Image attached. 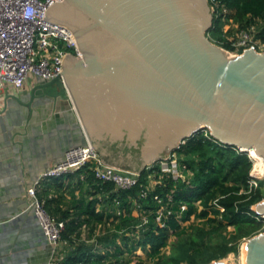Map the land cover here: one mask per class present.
I'll use <instances>...</instances> for the list:
<instances>
[{
  "label": "water",
  "instance_id": "obj_1",
  "mask_svg": "<svg viewBox=\"0 0 264 264\" xmlns=\"http://www.w3.org/2000/svg\"><path fill=\"white\" fill-rule=\"evenodd\" d=\"M214 15L209 0L56 2L46 19L74 33L82 56L38 88L63 82L87 139L120 169L142 173L202 129L264 158V51L213 42ZM252 209L264 218V199ZM247 241L248 264H264V231Z\"/></svg>",
  "mask_w": 264,
  "mask_h": 264
},
{
  "label": "trees",
  "instance_id": "obj_2",
  "mask_svg": "<svg viewBox=\"0 0 264 264\" xmlns=\"http://www.w3.org/2000/svg\"><path fill=\"white\" fill-rule=\"evenodd\" d=\"M219 1L228 8L227 22L232 26L225 29L222 17L215 14L208 32L213 42L232 51L235 47L229 36L237 30L251 29L254 37L264 43V0ZM211 137L209 130H200L175 150L192 171L190 183L157 172V182L147 197L140 196L148 184L145 172L131 190H116L113 184L102 183L89 171L91 184L108 201L102 211H97L98 199H88L75 211L53 212L50 204L54 198L41 192L47 211L65 221L62 238L68 244L56 256L59 264H208L238 253L244 239L264 231V218L252 209L264 199V179L258 181L257 187H250L253 162L248 155ZM156 194L164 203L168 195L173 198V212L163 226L156 221L160 206ZM117 198L124 209L121 215L116 214L114 206ZM135 200L149 217L140 230L135 229L140 219L133 213ZM215 200L217 204L213 203ZM182 204L187 205L184 211ZM100 224L96 240L91 241ZM101 245L113 249L98 254ZM139 249L145 256L137 255Z\"/></svg>",
  "mask_w": 264,
  "mask_h": 264
},
{
  "label": "built area",
  "instance_id": "obj_3",
  "mask_svg": "<svg viewBox=\"0 0 264 264\" xmlns=\"http://www.w3.org/2000/svg\"><path fill=\"white\" fill-rule=\"evenodd\" d=\"M62 1L0 0V89L8 85L21 89L30 76L40 77L44 80L62 76L64 58L69 53L79 57L82 56L74 33L67 26L46 19L47 10L56 2ZM209 1L214 14L221 16L225 24L229 23L227 22L228 8L224 4L220 5L219 0ZM229 40L237 53L248 47H255L259 51H264V43L254 37L251 29L237 30L234 36H229ZM204 130L208 133V129ZM211 139L217 141L215 137H211ZM236 148L239 152H245L253 162L249 184L250 187H257L258 181L263 179V175L256 173V170L260 168V156L251 149ZM81 169H85L87 173L91 171L94 177L102 183L113 184L116 190H131L140 183L141 174L145 172L148 184L141 190V197H147L150 190L154 189V185L157 182V172L162 173V175H168L175 181L182 179L187 183H190V175L192 174L187 165L181 162L176 151H172L166 157L148 165L142 173H136L104 162L101 154L88 139L85 144L69 149L62 161L44 170L36 182L28 189L32 210L47 240L52 245L53 264L60 263L56 256L59 255V250L68 244V241L62 238L65 221L58 219L47 211L40 193L44 183L67 174H74ZM152 179L154 183L151 182ZM104 196H106L104 193L101 196L89 195V199H98L96 203L97 211H102L104 207L108 206V201L104 200ZM155 198L160 204L156 210V221L163 226L165 218L173 212L171 207L173 198L171 194L168 195V201L165 203L157 194ZM134 203L133 213L140 217L135 229L140 230L148 223L149 217L144 210H141L142 207L137 203V200ZM213 203L217 204V201L215 200ZM114 206L116 207L117 215H121L124 212L121 207V200L118 198L114 200ZM186 209L187 205L182 204L181 210L184 211ZM221 209L224 210L223 207ZM100 227H102L101 224L96 229L91 241L96 240ZM84 228L87 229L86 227ZM99 247L102 249L97 251L98 254H103L105 250L112 251L113 249V246L104 248L101 245ZM62 255L59 256L60 259ZM137 255L140 256L141 254L137 251ZM138 256L134 255L135 258ZM208 264L230 263L227 256H225L217 258Z\"/></svg>",
  "mask_w": 264,
  "mask_h": 264
},
{
  "label": "crops",
  "instance_id": "obj_4",
  "mask_svg": "<svg viewBox=\"0 0 264 264\" xmlns=\"http://www.w3.org/2000/svg\"><path fill=\"white\" fill-rule=\"evenodd\" d=\"M44 82L30 76L21 89H0V264L54 263L52 245L32 210L28 189L69 149L91 139L65 84L38 88ZM88 175L81 169L44 183L41 192L54 198L50 209L75 211L91 193L101 196Z\"/></svg>",
  "mask_w": 264,
  "mask_h": 264
},
{
  "label": "rangeland",
  "instance_id": "obj_5",
  "mask_svg": "<svg viewBox=\"0 0 264 264\" xmlns=\"http://www.w3.org/2000/svg\"><path fill=\"white\" fill-rule=\"evenodd\" d=\"M230 23H226L225 25H224V28L225 29H228L229 27H230ZM232 26V25H231ZM254 27H255V25H254ZM234 31H236V30H234ZM236 33V32H235ZM208 35H209V33H208ZM209 37H210V35H209ZM211 38V37H210ZM228 38V37H227ZM229 40V39H228ZM230 41V40H229ZM228 50V49H227ZM229 52H231V53H237L236 52V50L235 49H233L232 51L231 50H228ZM204 130V129H203ZM202 131V130H201ZM175 151V150H174ZM152 183H154V180L152 179V181H151ZM186 223H188V222H185L184 224H186ZM249 238H247V239H244L243 241H242V243H241V245H240V250H239V252L238 253H230V254H228L227 255V258H228V260H229V263L230 264H244V262H243V251H242V248H243V244H245V242H247V240H248ZM138 253L139 254H141L142 256H145V253H144V251L142 250V249H139L138 250Z\"/></svg>",
  "mask_w": 264,
  "mask_h": 264
},
{
  "label": "bare ground",
  "instance_id": "obj_6",
  "mask_svg": "<svg viewBox=\"0 0 264 264\" xmlns=\"http://www.w3.org/2000/svg\"><path fill=\"white\" fill-rule=\"evenodd\" d=\"M251 150H253L255 152L254 149H251ZM258 156H260V155H258ZM260 159H261V160H259L260 168L256 170V173H260L261 175H263L264 174V158L262 156H260ZM242 251H243V255H242L243 256V262H244V264H248V260H247V258H248V241L245 242V244H243Z\"/></svg>",
  "mask_w": 264,
  "mask_h": 264
}]
</instances>
